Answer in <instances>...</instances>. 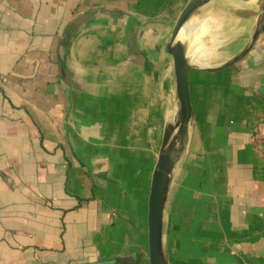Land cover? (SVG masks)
I'll use <instances>...</instances> for the list:
<instances>
[{"label": "crops", "instance_id": "0c3cea01", "mask_svg": "<svg viewBox=\"0 0 264 264\" xmlns=\"http://www.w3.org/2000/svg\"><path fill=\"white\" fill-rule=\"evenodd\" d=\"M179 1L0 0V264H146ZM192 1L215 47L163 194L165 261L264 264V0Z\"/></svg>", "mask_w": 264, "mask_h": 264}, {"label": "water", "instance_id": "95a60500", "mask_svg": "<svg viewBox=\"0 0 264 264\" xmlns=\"http://www.w3.org/2000/svg\"><path fill=\"white\" fill-rule=\"evenodd\" d=\"M191 1L180 0L167 42L177 63V82L170 91L146 169L144 233L146 264H166L162 242L161 205L178 144L193 115ZM179 89L178 99H174ZM127 260L126 258H122ZM116 259L79 264H112Z\"/></svg>", "mask_w": 264, "mask_h": 264}, {"label": "rangeland", "instance_id": "374dc122", "mask_svg": "<svg viewBox=\"0 0 264 264\" xmlns=\"http://www.w3.org/2000/svg\"><path fill=\"white\" fill-rule=\"evenodd\" d=\"M208 27L209 26H208V24L206 22L202 23L201 24V28H200L199 31H200V37H201V39L203 41V51H202L203 52V58L205 57V59H207V60H212L213 57L212 56H208L207 54H209L211 52L210 47H212V48L215 47V40L213 39L212 42H211L210 40L207 39ZM162 50L164 51V54H165V49L163 48ZM166 56L168 57V55H166ZM174 58H175L174 63H173L172 59H170V61H168V63L165 64V66H164L165 59H164L162 54H161V56H159V68H160V70H162L163 67H165L166 73L168 72L169 68H170V71H171V81H170V84L168 85L169 88H170V91L172 90V88L174 87L175 83L177 82V63H176V57L175 56H174ZM153 67H154V72L153 73L155 75V59H154ZM197 72H198V70H197ZM159 76H162L161 71H160ZM161 86H162V81H161ZM167 87H166V91H167ZM160 93H161L162 96H161V102L158 105V109L159 110H158V112L155 113V122L152 123V126H153L152 131L154 133V137H155V134H156V131H157V120L159 118V113L161 112L163 107H165L164 104H165V101L167 100L166 92H161V90H160ZM146 116H145V118H143V120L141 122H139V121L137 122V126H141L140 124H143L144 126H146V123H145L146 122ZM133 128H135V127H133ZM183 137H184V134H183V136H182V138H181V140H180V142L178 144V148L182 144ZM146 141L147 140L145 138L144 139V143H146ZM152 142H153V136H152ZM145 148H147V147L145 146ZM148 151L149 150H147V152H146V157L148 155ZM174 159H175V157H174ZM174 167H175V161H173V163L171 165V169H170V172H169V179L167 181L166 188L168 187V182L170 181V179L173 178V174L172 173L174 172ZM166 188H165V192H167ZM165 202H166V197H165ZM165 202L163 201V207L164 208H166V203ZM162 217H163V226H162L163 229H162V232H163V235H165V233H166V229H165L166 228V214L163 213Z\"/></svg>", "mask_w": 264, "mask_h": 264}, {"label": "bare ground", "instance_id": "6f19581e", "mask_svg": "<svg viewBox=\"0 0 264 264\" xmlns=\"http://www.w3.org/2000/svg\"><path fill=\"white\" fill-rule=\"evenodd\" d=\"M191 1V35H192V58L193 63L201 64L202 61V51H203V41L200 37V28L201 24L203 22V19L200 17V15H195L196 11L194 9V5ZM198 13V12H197ZM204 23V22H203ZM179 97V89L175 91L174 99H178ZM178 150V149H177ZM178 152L175 153V159L177 158Z\"/></svg>", "mask_w": 264, "mask_h": 264}, {"label": "trees", "instance_id": "16d2710c", "mask_svg": "<svg viewBox=\"0 0 264 264\" xmlns=\"http://www.w3.org/2000/svg\"><path fill=\"white\" fill-rule=\"evenodd\" d=\"M112 260V259H111ZM112 264H117V259H116V261L115 262H113Z\"/></svg>", "mask_w": 264, "mask_h": 264}]
</instances>
